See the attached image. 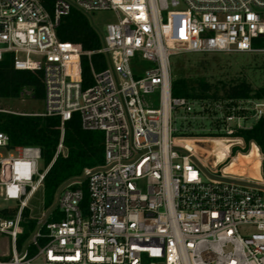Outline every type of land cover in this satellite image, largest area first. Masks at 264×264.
<instances>
[{"label": "built area", "instance_id": "built-area-1", "mask_svg": "<svg viewBox=\"0 0 264 264\" xmlns=\"http://www.w3.org/2000/svg\"><path fill=\"white\" fill-rule=\"evenodd\" d=\"M73 10L115 14L99 50L59 39ZM184 53L264 55V0H55L52 12L40 0H0V61L11 54L16 70L42 72L44 88L42 113H0L58 117L56 156L66 155L65 124L79 114L84 130L104 134L105 153L102 167L65 182L53 207L34 215L52 164L41 171L40 148L10 149L0 132V199L19 203L13 217L0 215V264H264V181L205 170L191 142L205 121L232 136L246 116L228 102L172 96L170 60ZM83 56L93 76L86 90ZM137 59L154 66L139 70ZM253 110L261 118L264 101Z\"/></svg>", "mask_w": 264, "mask_h": 264}, {"label": "trees", "instance_id": "trees-1", "mask_svg": "<svg viewBox=\"0 0 264 264\" xmlns=\"http://www.w3.org/2000/svg\"><path fill=\"white\" fill-rule=\"evenodd\" d=\"M40 1L49 12L53 11L55 0ZM57 33L61 41L76 44L84 52L97 51L103 45L102 35L93 26L90 16L77 10H73L68 17L63 19ZM92 63L98 71L103 70L106 66L105 58L102 55H94ZM81 67L82 88L86 90L93 85L91 66L86 56L81 59ZM25 89L33 91L34 97L43 99L42 72L16 70L13 56L6 54L0 61V100L20 99V95ZM172 96L199 102H228L236 108V116L245 115V126L238 128L235 124L232 137L244 142V153L248 154L252 152L253 148H257L262 154V175L264 178V115L253 120L255 114L253 104L264 101V85L254 88L244 78L211 83L204 78L184 79L181 77L172 80ZM240 106L241 109H239ZM244 107H249L248 111L243 110ZM251 119L253 122L248 126L247 123ZM208 122L213 128L212 131H209L208 134L202 133L203 135L199 133L196 136L214 139L227 137L225 131H222L220 121ZM206 123L207 121L202 126L205 127ZM60 126L61 120L58 117L0 113V132L9 137L10 149L38 147L41 149L45 168L52 164L44 180V210L53 207L56 193L65 182L81 177L88 169H97L105 164L104 134L84 130L79 114H74L72 119L65 124L64 147L66 155L61 153L56 156L61 138ZM251 144L252 148L249 150ZM238 151L241 149L234 148L233 154L236 155ZM83 189L85 191L83 207L86 208L89 204V194L85 185ZM0 213L4 218H11L15 215L16 209L5 208ZM24 214L29 216V209H26ZM33 226L34 222L31 221L28 230Z\"/></svg>", "mask_w": 264, "mask_h": 264}, {"label": "rangeland", "instance_id": "rangeland-1", "mask_svg": "<svg viewBox=\"0 0 264 264\" xmlns=\"http://www.w3.org/2000/svg\"><path fill=\"white\" fill-rule=\"evenodd\" d=\"M90 18L93 26L102 36L106 35V26L110 23L116 22L115 14L113 12L108 11L96 12L94 14H91ZM137 61H139L137 65L139 70H145L154 66L153 63L150 62L141 61L140 63L139 59H137ZM170 64L171 76L173 80L181 77L184 79L204 78L211 83H215L218 81H228L233 78H244L254 88H259L264 85V55H250L245 53H184L171 57ZM150 100L151 102L155 103V107H158V95L153 96V98H151ZM0 109L22 114L42 113L44 111V101L43 99L36 97H29L25 99L0 100ZM182 114L183 113L180 112L177 116L181 117ZM253 120H255V118ZM253 120H249L247 125L250 126ZM183 123L184 122L181 119L177 120V126L179 128L182 127ZM200 128H204L205 130L204 132H201V134H208V132H211L213 129L208 121L205 124V127ZM210 139L214 138L199 136L191 140V142H193L195 146L196 155L199 159L200 165L209 172H214L216 169L220 172H225V170L229 168L233 157L238 156L233 154L234 148L238 147L239 149H241L240 152L244 153L243 149L245 148V144L241 139L234 138L232 136L220 137L216 140H228L231 141L232 144L230 146L229 154L227 156H221L220 158L224 160L220 161L213 154L211 155L213 145L209 142ZM251 148L252 144L250 145L249 150ZM4 155L5 157L9 156L7 152H4ZM253 155L257 156L260 159L262 158V154L260 152H253ZM261 161H259L260 164H262ZM39 166L41 171L45 169V165L42 161L40 162ZM227 175L232 179H238L243 181H246L248 179L254 180L248 175ZM18 204L19 203L17 201L11 200L8 202H4L2 199H0V209L16 208ZM30 204V210L34 215H39L45 211L43 207L42 191L38 192L34 196ZM7 240L8 239L5 236H0V253L7 252Z\"/></svg>", "mask_w": 264, "mask_h": 264}, {"label": "bare ground", "instance_id": "bare-ground-1", "mask_svg": "<svg viewBox=\"0 0 264 264\" xmlns=\"http://www.w3.org/2000/svg\"><path fill=\"white\" fill-rule=\"evenodd\" d=\"M205 142H208V141H205ZM209 142L212 143L213 145L211 155L213 154L220 161L224 160L220 157L227 156L229 154L230 146L232 145L231 141L223 140V139L222 140L210 139ZM252 151L259 153L257 148H253ZM253 152H250V154H246V155L238 154V156L233 157V160L230 163L229 168L225 170V173L226 174H237V175H248L254 180L262 181L259 175L260 167H261V164L259 163V161H261L262 158L260 159L257 156H254Z\"/></svg>", "mask_w": 264, "mask_h": 264}, {"label": "crops", "instance_id": "crops-1", "mask_svg": "<svg viewBox=\"0 0 264 264\" xmlns=\"http://www.w3.org/2000/svg\"><path fill=\"white\" fill-rule=\"evenodd\" d=\"M240 141H241V140H240ZM239 153H242V152L238 151L236 155H238ZM262 160H263V157H262ZM260 171H261L262 181H264V178H263V175H262V164H261V169H260Z\"/></svg>", "mask_w": 264, "mask_h": 264}]
</instances>
